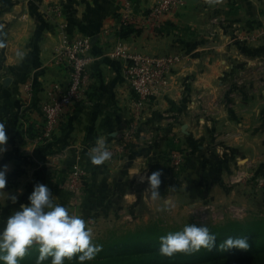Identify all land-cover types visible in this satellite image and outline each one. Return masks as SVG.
<instances>
[{
  "label": "crops",
  "instance_id": "0c3cea01",
  "mask_svg": "<svg viewBox=\"0 0 264 264\" xmlns=\"http://www.w3.org/2000/svg\"><path fill=\"white\" fill-rule=\"evenodd\" d=\"M155 1L130 0L131 15L144 16ZM123 6L122 0H0V122L8 137L0 154V165L8 166L0 228L37 183L87 227L138 220L141 205L156 216L208 217L204 205L242 203L236 184L248 179L264 192V0H182L152 28L123 26ZM81 36L91 40L86 101L41 139L45 89L67 77L55 49L63 38ZM117 45L179 57L145 106L135 108L125 62L110 56ZM101 137L112 158L94 166L88 152ZM75 168L81 176L72 189ZM155 171L161 183L153 199L140 177Z\"/></svg>",
  "mask_w": 264,
  "mask_h": 264
},
{
  "label": "clouds",
  "instance_id": "9594fccd",
  "mask_svg": "<svg viewBox=\"0 0 264 264\" xmlns=\"http://www.w3.org/2000/svg\"><path fill=\"white\" fill-rule=\"evenodd\" d=\"M0 40V48L4 47ZM25 53L18 50L16 56L22 60ZM8 137L5 132V123L0 122V154L6 151L4 147ZM92 165L99 166L112 158V152L106 146L104 138H97L94 146L88 152ZM7 165H0V191L7 183ZM137 171L133 174H139ZM161 172L155 171L140 177L141 182H147V192L151 198L160 196L158 191L161 183ZM9 199L15 203L16 197ZM28 203L21 205L19 210L10 215L0 228V264H19L29 249L35 247L38 251L36 264H43L49 258L50 264H64L65 259L74 257L79 264L95 259L102 250V246L94 243L93 232L87 227L86 221L76 214L55 203L53 194L45 184L37 183L28 196ZM159 253L162 256L172 257L177 253L191 254L202 248L219 251L230 248L247 249L251 246L246 235H229L218 245L216 236L210 233L207 226L186 224L182 230L169 232L160 237Z\"/></svg>",
  "mask_w": 264,
  "mask_h": 264
},
{
  "label": "built area",
  "instance_id": "2783aa9c",
  "mask_svg": "<svg viewBox=\"0 0 264 264\" xmlns=\"http://www.w3.org/2000/svg\"><path fill=\"white\" fill-rule=\"evenodd\" d=\"M124 11L120 15L123 26L141 24L149 28L162 24V18L182 4V0H156L144 16L136 17L130 13V0H122ZM91 40L89 37L63 38L55 49V58L66 72V80L51 83L46 89V99L40 106L42 123L38 137L50 138L55 127L70 110L86 101L88 69L92 60L90 55ZM111 57L123 59L124 80L133 94L135 108H140L152 102L160 94L167 83L169 68L179 59L178 55H150L139 52H128L117 45L111 52ZM175 167L178 160L175 159ZM81 172L75 168L69 176V187H79ZM210 206H204V209ZM236 211V210H235ZM213 212V211H212ZM236 213V212H235ZM208 218L205 213L198 216Z\"/></svg>",
  "mask_w": 264,
  "mask_h": 264
},
{
  "label": "trees",
  "instance_id": "16d2710c",
  "mask_svg": "<svg viewBox=\"0 0 264 264\" xmlns=\"http://www.w3.org/2000/svg\"><path fill=\"white\" fill-rule=\"evenodd\" d=\"M254 224L230 221L223 225H204L216 236L217 245L229 235H246L251 243L247 249L230 248L219 251L216 247L212 250L202 248L198 252L177 253L172 257L162 256L158 251L160 237L169 232L162 231L155 224L142 230H128L123 237L112 240L101 250V254L95 257L92 264H106V261L110 260L117 261V264H264V220H258ZM50 259L45 260L43 264L50 263ZM64 264L79 262L74 257L72 260L65 259Z\"/></svg>",
  "mask_w": 264,
  "mask_h": 264
},
{
  "label": "rangeland",
  "instance_id": "374dc122",
  "mask_svg": "<svg viewBox=\"0 0 264 264\" xmlns=\"http://www.w3.org/2000/svg\"><path fill=\"white\" fill-rule=\"evenodd\" d=\"M255 181L248 179L245 183L236 184L238 191L242 190V203L233 202V204H211L210 209L208 210V218L200 219L197 215L189 213L190 216H184L180 214H168V217L159 216L156 214L149 213L146 205L142 206L145 213L139 217V219L134 221H126L121 217L116 218L114 224L111 220L108 222L106 220H100L95 226H90L93 232L94 243H98L102 246V250L108 246V244L115 239L123 237L122 235L135 230L137 228L144 229L147 226L155 224L162 231L166 232H175L177 230H182L186 225H223L229 223L230 221L240 222L242 224H252L258 220H264V192H255L253 188ZM256 194L260 195L256 197ZM237 204V205H236ZM245 205L246 207L242 208ZM205 206V205H204ZM214 206V208H213ZM235 209H238V212L235 213ZM242 209L244 211H242ZM147 211V212H146ZM213 211V212H212ZM165 219V220H164ZM92 225L91 223H88ZM129 230V231H128ZM100 251L97 255H100ZM38 251L35 247L29 249L25 257L20 260L19 264H29L37 262ZM95 259L89 261L88 264L94 263ZM115 260L106 261V264H117ZM50 264V263H48ZM87 264V263H86Z\"/></svg>",
  "mask_w": 264,
  "mask_h": 264
}]
</instances>
